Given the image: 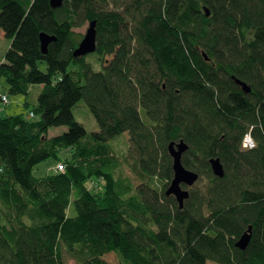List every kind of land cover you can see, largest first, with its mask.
I'll return each instance as SVG.
<instances>
[{
	"label": "trees",
	"instance_id": "16d2710c",
	"mask_svg": "<svg viewBox=\"0 0 264 264\" xmlns=\"http://www.w3.org/2000/svg\"><path fill=\"white\" fill-rule=\"evenodd\" d=\"M92 20L99 71L74 56ZM0 29L9 93L42 85L39 120L0 116V264H264V0H0ZM81 99L98 131L75 118ZM181 139L200 175L183 207L166 192ZM48 159L65 170L35 175Z\"/></svg>",
	"mask_w": 264,
	"mask_h": 264
},
{
	"label": "rangeland",
	"instance_id": "374dc122",
	"mask_svg": "<svg viewBox=\"0 0 264 264\" xmlns=\"http://www.w3.org/2000/svg\"><path fill=\"white\" fill-rule=\"evenodd\" d=\"M89 27V23L85 24L83 27L78 28L77 31L82 32L83 34L87 31ZM4 31L0 29V57H2L6 51L11 46V39L4 35ZM96 58V54H90L88 56L89 60H92L93 67L95 70L99 71L102 69V64L99 60L93 61ZM47 64L44 62L41 64L42 69H46ZM42 85H34L30 90V94L28 95H14L9 93L8 84L5 78H0V92L2 95H8L9 99L11 100L8 104L4 102H0V116L8 117L12 115H17L24 113L26 116H29L31 110L36 111V116L32 117L34 120H39L41 118V113L38 111V103H39V93L41 91ZM73 112L77 121L82 123L88 132L92 133L99 130V125L97 120L92 113L91 109L87 105L84 99L79 100L73 108ZM66 126H54L50 128V135L55 136L64 133L67 131ZM116 143L117 148L123 149L124 152L128 149L129 146V135L128 133L120 134L116 138L112 140V142ZM56 161L54 159H48L40 164H38L34 168V173L37 176H43L50 171L55 170L53 167L56 165ZM124 168V169H123ZM122 170L126 175H130L132 178L133 173L128 167H123ZM134 182L138 183V180L134 179ZM106 259L112 264H118L117 257L114 253H110L106 255ZM69 264H76V262L72 259H68ZM210 264H217L214 262H210Z\"/></svg>",
	"mask_w": 264,
	"mask_h": 264
},
{
	"label": "water",
	"instance_id": "95a60500",
	"mask_svg": "<svg viewBox=\"0 0 264 264\" xmlns=\"http://www.w3.org/2000/svg\"><path fill=\"white\" fill-rule=\"evenodd\" d=\"M64 0H51V4L54 8L61 7ZM207 14H210L209 9H206ZM97 21L92 20L89 23V27L85 32L83 39L79 46L74 50V56H85L93 53L97 50ZM43 51L46 53L49 44L56 40V37L46 32H42L40 35ZM237 83L240 84L243 90L247 93L252 91V87L245 81L237 79ZM188 144L181 139L180 141H172L169 144V151L173 157V169L174 177L169 184L166 192L168 195H174L179 202L180 207H183L184 201L189 197L190 191L187 187H191L199 179L200 175L196 171L187 168L183 164V154L188 150ZM211 167L215 175L223 177L225 175V168L219 157H213L210 159ZM252 226L238 239L236 245L245 249L252 238Z\"/></svg>",
	"mask_w": 264,
	"mask_h": 264
},
{
	"label": "built area",
	"instance_id": "2783aa9c",
	"mask_svg": "<svg viewBox=\"0 0 264 264\" xmlns=\"http://www.w3.org/2000/svg\"><path fill=\"white\" fill-rule=\"evenodd\" d=\"M3 101L5 103H8L9 102V98L8 96H3L2 97ZM31 116H34V113H31ZM243 147L245 149H252L256 146V142L254 140V137L252 135L251 132H248L245 136H244V139H243V143H242ZM54 169L56 171H63L65 170V165L63 163H58L57 166L54 167Z\"/></svg>",
	"mask_w": 264,
	"mask_h": 264
},
{
	"label": "bare ground",
	"instance_id": "6f19581e",
	"mask_svg": "<svg viewBox=\"0 0 264 264\" xmlns=\"http://www.w3.org/2000/svg\"><path fill=\"white\" fill-rule=\"evenodd\" d=\"M11 101V100H10Z\"/></svg>",
	"mask_w": 264,
	"mask_h": 264
}]
</instances>
